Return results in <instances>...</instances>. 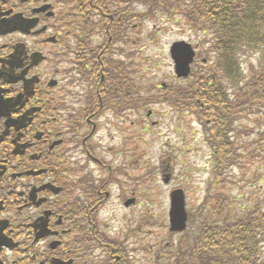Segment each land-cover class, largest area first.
<instances>
[{
  "label": "flooded vegetation",
  "instance_id": "1",
  "mask_svg": "<svg viewBox=\"0 0 264 264\" xmlns=\"http://www.w3.org/2000/svg\"><path fill=\"white\" fill-rule=\"evenodd\" d=\"M131 9L0 0V264H142V213L114 214L139 207L142 190L145 100L142 83L130 88L142 12Z\"/></svg>",
  "mask_w": 264,
  "mask_h": 264
},
{
  "label": "rangeland",
  "instance_id": "2",
  "mask_svg": "<svg viewBox=\"0 0 264 264\" xmlns=\"http://www.w3.org/2000/svg\"><path fill=\"white\" fill-rule=\"evenodd\" d=\"M135 8L142 12V17L148 12L144 4L142 7L136 5ZM203 37L186 26L182 16L157 13L155 18L142 19V52L138 48L131 50L133 57L130 59L137 71V85L140 87L142 83V97H157L162 91L156 86L161 83L175 88L185 85L188 80L174 77L170 46L180 40L192 43L198 49L201 62L203 58L210 59V56H214L208 46L210 36L205 38L204 46L201 47ZM205 51L209 53L205 54ZM248 60L255 69L259 67L256 58ZM212 62L211 59L208 66ZM141 77L142 82L139 80ZM151 90L152 93L149 92ZM149 110L155 112L150 120L146 118ZM255 111V108L248 111L235 125V139L240 147L241 158L235 168L227 173V181L219 184V188L226 187L225 191L231 194L235 208L240 213L243 210H261L264 213V110H261L262 114H255ZM187 113L185 109L173 110L166 104H148L142 107V129L145 126L148 129L142 131V190L138 199L139 207L129 211L119 208L114 212L115 215L127 213L131 215L132 221L142 213V222L158 223L142 224V247L152 249L146 256L142 253V264H154L155 261L163 264L164 255L171 247L181 241L192 242L199 228L198 222L192 220L183 234L171 235L169 232L170 193L178 188L185 190L188 211L195 215L213 181V149L208 144L205 127L199 124L196 116ZM137 118L130 117L131 122L135 121L130 127V137L136 144V133L139 131ZM152 120L160 122L152 127ZM168 172L172 173L173 179L167 184L164 179ZM134 173L137 174V170H132V174ZM109 216L110 212L107 211L102 217L107 219ZM195 217L199 218L197 215ZM117 225V222L111 223L110 230ZM159 252L161 254L158 255Z\"/></svg>",
  "mask_w": 264,
  "mask_h": 264
},
{
  "label": "trees",
  "instance_id": "3",
  "mask_svg": "<svg viewBox=\"0 0 264 264\" xmlns=\"http://www.w3.org/2000/svg\"><path fill=\"white\" fill-rule=\"evenodd\" d=\"M144 1L153 18L157 13L182 16L196 35L204 36L201 46L210 36L211 52L216 57L211 71L199 68L190 84L174 91L178 102L191 106L201 123L211 122L210 145L215 154L213 181L191 217L198 222L197 233L192 242L181 241L171 248L168 260L174 264H264V213H240L226 187L219 188L238 157L230 137L236 130L237 102L241 100L248 110V101L257 99L264 104V0ZM250 54L259 55L260 67L250 70L248 81L240 73L245 81L240 87L238 68Z\"/></svg>",
  "mask_w": 264,
  "mask_h": 264
},
{
  "label": "water",
  "instance_id": "4",
  "mask_svg": "<svg viewBox=\"0 0 264 264\" xmlns=\"http://www.w3.org/2000/svg\"><path fill=\"white\" fill-rule=\"evenodd\" d=\"M171 52L176 63L177 76H189L190 65L195 57L193 47L185 42H178L173 45ZM187 220L188 213L184 191L176 190L171 195L170 230L172 232H183L187 227Z\"/></svg>",
  "mask_w": 264,
  "mask_h": 264
}]
</instances>
